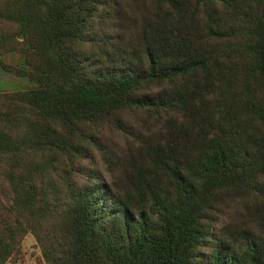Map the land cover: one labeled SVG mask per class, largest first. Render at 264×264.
<instances>
[{
    "label": "trees",
    "instance_id": "trees-1",
    "mask_svg": "<svg viewBox=\"0 0 264 264\" xmlns=\"http://www.w3.org/2000/svg\"><path fill=\"white\" fill-rule=\"evenodd\" d=\"M0 264H264V0H0Z\"/></svg>",
    "mask_w": 264,
    "mask_h": 264
},
{
    "label": "rangeland",
    "instance_id": "rangeland-1",
    "mask_svg": "<svg viewBox=\"0 0 264 264\" xmlns=\"http://www.w3.org/2000/svg\"><path fill=\"white\" fill-rule=\"evenodd\" d=\"M0 60L12 65H21V55L16 50H2L0 47ZM35 82L26 76H16L0 66V92H9L33 88ZM39 249L32 235L27 234L21 243L20 254L14 262L5 264H39Z\"/></svg>",
    "mask_w": 264,
    "mask_h": 264
}]
</instances>
